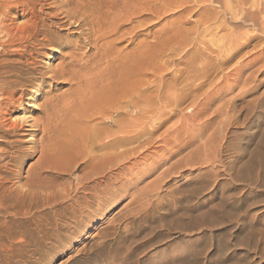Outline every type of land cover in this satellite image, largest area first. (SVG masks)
I'll use <instances>...</instances> for the list:
<instances>
[{
  "label": "rangeland",
  "instance_id": "374dc122",
  "mask_svg": "<svg viewBox=\"0 0 264 264\" xmlns=\"http://www.w3.org/2000/svg\"><path fill=\"white\" fill-rule=\"evenodd\" d=\"M124 1L127 6L131 5L127 9L146 4L147 9H151L146 11V17L151 19L146 18L147 27L136 29L132 26L143 25L142 21L136 23L138 19H145L141 17V10L135 9L139 11L135 16L133 9L126 12L132 11L134 17L130 16V24L126 22L122 26L123 35H117L121 33L119 30L115 36H121L116 40L115 48L127 53L123 55L127 58L123 71L131 65L133 69L129 70L137 78L143 74L139 71L144 70L148 90L157 89V92L149 91L150 98V92H154L156 97L160 93L157 99L160 102L156 97L149 100L152 102L154 99V104H151L155 109L149 103L150 108L155 111L158 108L157 112L163 110L166 114L163 111L160 115L151 114L152 122L146 124L152 132L147 151L137 159L120 162L114 170L118 179L113 190L110 193L103 191L105 184H102L98 189L103 193L97 197L98 201L89 197L95 204L90 211L78 212L77 217L71 212L72 208L79 209L85 204L82 194L88 190L81 189L82 198L78 201L73 195H70L72 201L60 200L63 201L61 205L59 200L46 201L47 188L62 187L71 174L62 171L53 157H48V152L41 158L39 150L46 146L47 149L51 144H68L78 130L85 132L88 128L91 131V123L79 124L78 116H86V120L95 124L93 128L107 126L109 123L98 118L103 117L100 116V108L103 107L98 106L100 108L97 109V104L91 105V101H86L84 106L81 103V107L77 105L79 108L62 112L72 101L68 97H71L73 87L67 81L54 77L51 69L62 65L67 49L57 52L43 47L22 57L18 55L19 51L8 47L3 50L0 45V60L17 67L12 76L5 74L6 79L12 82L3 88V94L0 92V122H7L5 118L11 117L25 119L19 123V128L12 131H7V126L0 123V264H264V53L261 50L264 49V38L260 35L250 40V36L256 33L251 25L237 29L232 41L226 39L225 43V38H222L224 45L221 40L216 41L215 37L218 39L219 36L205 34V38L204 34L200 35V39L203 36L206 42L209 40L208 48H222L229 54L227 62L206 83L194 81L202 83L200 87L194 89L197 84L193 82V85L189 84L190 88L187 84L183 86L189 90H182L179 72L186 65L180 63L184 59V51L175 47L174 42L180 38L175 31H183V28L187 31L186 27L190 28L187 32L193 31L191 26L199 18L193 7L182 11V7L174 5H179L181 0L173 1L174 4L168 0L172 8L167 0H119L118 5H123ZM198 3L191 0L187 6H194L197 10V4L215 5L207 1ZM48 5L45 6L46 13L49 12ZM154 5L156 10L158 6V11H162L160 18V11L155 14L153 10ZM124 6L115 9L125 10ZM184 21L185 25L181 26ZM46 22L53 24L49 37L58 42L69 41L65 35H58L59 31L68 32L73 40L80 35V32H73L74 27L61 25L57 18H49ZM127 29L132 33H128L129 36ZM220 33L222 37L227 31ZM213 39L219 44L214 45ZM147 43L150 49H147ZM80 44V53L89 55L93 50V43L82 41ZM133 48L138 49L133 51ZM233 51L237 54L233 55ZM134 52L139 53L134 55ZM140 52L143 54L141 58L138 56ZM132 57H137V64L141 62L151 70L143 64L145 67L138 64L141 66L139 71L137 67L134 69ZM157 65L161 67L159 70ZM137 71L138 75H134ZM223 77H228L229 81L225 82ZM234 78L239 81H233ZM133 80L132 77L128 80L129 84L132 83L131 89L138 88L139 91L138 79ZM159 81L162 82L158 84ZM171 81L176 83L173 85ZM218 82H222L220 86ZM133 85L138 87L134 89ZM166 85L171 86L170 89ZM171 88L174 90L170 91ZM11 89H17L14 99L4 98L8 97ZM187 91L188 96L185 94L183 98V92ZM166 92L172 95L168 96ZM164 95L166 102L161 100H165ZM172 97L179 101L176 104L168 101L167 98ZM95 110L99 116L95 115ZM52 111L58 116L56 127L49 134L53 138L49 141L43 124L47 115L53 116L47 114ZM132 114L137 115V112L133 110ZM140 144L136 142L131 146ZM82 173L77 172L72 177Z\"/></svg>",
  "mask_w": 264,
  "mask_h": 264
},
{
  "label": "bare ground",
  "instance_id": "6f19581e",
  "mask_svg": "<svg viewBox=\"0 0 264 264\" xmlns=\"http://www.w3.org/2000/svg\"><path fill=\"white\" fill-rule=\"evenodd\" d=\"M169 1H172V4H174L173 1L175 0H169ZM195 1H197V3L207 1V2L214 3L215 5L213 6L209 4L210 6H205L206 4H204L200 6L198 5L199 4L198 3L197 6H199V8L196 7L197 10H195L194 6H191V5L187 6L191 2V0H183V1L181 0L179 5H177V3L174 4L178 8L182 7L181 8L182 11H187L191 7H193L192 9H194L193 11H195L194 14H196L199 17L198 19L196 18L195 22L193 21L194 23L192 22L193 23L192 24L193 27L191 26V30L193 28L192 32L191 31L187 32L188 30H190V28L188 29L186 27L187 31H185L184 28L182 31L180 30L181 29L180 28L179 32L175 31L178 33V34L175 33V36L176 34L180 35V38L179 36H178L179 38L178 40H176L177 37H175V39L172 38V41L176 40V42H174L176 44L175 47L178 48L179 51L180 50L184 51L182 52L184 54L183 55L184 59L180 63L183 62L184 65H186L185 66L186 68L182 70L181 72H179L180 73L179 77L181 78L180 81L183 84L181 88L180 87L181 82H179L180 83L179 87L182 90L183 88L185 89L187 88L186 86L183 87L184 85L187 84L189 87V84L193 85L192 83L196 80L197 81L203 80L202 82L207 81L208 78L213 73L217 72L224 65V63L227 62V57L229 54H226V52H224L222 48L213 49L211 45H210L211 47L208 48L209 46L207 47V42H209V40L206 42L203 36H205V38H206V35L207 36L210 35L214 37L219 36L218 39L217 37H215L216 41L218 40V42H220L219 40H221L223 42V39L225 38V43H227V41H232L234 39V37L237 34V29H241L245 25H251L254 27L253 30L254 31L256 30V33L250 36V40H254L260 35L264 38V0H250V2H248V0H195ZM124 2L126 3V1ZM119 3H120L119 0H0V29H1L0 33L1 32L3 33L2 37L0 35V45L4 47L3 50L6 49V47L12 48L13 50L19 51L18 55L23 57L30 53H33V50H37L43 47H48L50 49L56 50L57 52H61V49L63 48L67 49L68 51H67V54L64 56V62L62 63V65L59 66L58 68H55V67L52 69L50 68L51 71L54 73L52 74L54 77L61 78L67 81L73 87L70 93L71 97H68V99L72 98L71 99L72 101L70 100L71 102L68 103V106H66V108H64V111L62 110V112L65 113L67 111L66 113H68V110H72V108L74 109V107L77 108L78 107L77 105L82 103V106H84L83 105L84 102L91 101L90 102L91 105L92 103L94 105L97 104V106L95 105L97 109H99L100 107H103V108H100L102 110V111L100 110L101 112L100 116H103V117H98L102 119L101 122H103L104 120L105 122L109 123L107 124V126H104V125L100 127L95 126L93 128L95 124L93 125L92 121L86 120L85 119L86 116L84 117L81 115L82 116L81 117V116H78V114H76L78 117H80L77 120V116H75L76 120L79 121V124L85 125L89 122L91 123L92 125L91 131H89L88 128L86 129L84 127L89 132H86V130H84L85 132H82L81 130H78V132L76 131L77 133L74 132L75 134L70 139L68 144H65L62 146H54L53 144H51L49 148L46 149L47 147L46 146L39 150L41 153L40 154L41 158L45 157L44 155L48 152V157L49 156L53 157V160L56 161L59 164V166H61L60 169L62 171L69 172L71 174L69 177V180L64 182L62 187H59L58 189H54V188H51L50 186L47 188V191L49 192H47L48 194L46 195L47 196L46 201L57 202L59 200V204L61 205L63 201H60V200L62 199L71 200L72 199L70 195H73V197L76 198L75 200L78 201L80 198H82V196L80 195L81 189L88 190V192H86L85 194H82L85 196V204L79 207V209L72 208L73 211L71 212H73L76 217H77L78 212L83 213L84 211L91 210L95 202L91 200L90 198L92 197L93 199H97V197H99V194L102 191L100 192L98 188L101 187L102 184H105V187H103L102 189L103 191L105 190L107 193H110L113 190L114 183L118 179V176L114 170H115V167L120 162H123V161L129 162L133 158L137 159V157H140L142 154H144L147 151L146 145H148L149 143V140H150L149 136L151 135L152 132L146 128L147 126L146 124L152 122L151 114L158 113V115H160L161 111H163L160 109L161 110V111L159 110L160 113L157 112L158 108L156 105H158L157 102H160V101H157V99H159L158 97H160V93L158 91L159 93L158 97L154 96L155 94L153 95L155 91L157 92V89H155V91L151 89L154 92H150L153 95L152 96L150 94L151 98L156 97L157 102L155 106L157 108V111H155L154 110L155 108L153 107L154 106L153 100L155 98L152 100V102H150L151 98L149 96V91L151 90H148V86L146 85L148 79L145 77L144 70H143L144 72L139 71L140 70L139 66L140 65L143 66L145 64L142 63L143 64L142 65L141 62H139L138 64L140 65L138 66L137 62H135V59L137 57L134 58L135 57L134 55L139 52H134V55H133L134 57H132L134 58L133 60L134 62L132 64L135 63L134 69H136L137 67L139 73L140 74L143 73L142 76H140L138 75V71L137 73L135 72L134 75H138L140 79L138 77L135 78L136 76L133 77L132 75L133 73L131 71L133 68L131 65L129 66L127 65L128 68L125 71H123L124 67H126L125 61L127 59L123 55L126 52H122L123 53L122 54L118 49H116L117 47L115 46V44H116V40L121 39L120 37L123 35L122 29H121L122 26H125L124 24L131 19L130 16L131 17L133 16L132 11H131L132 14L129 11V14L131 15H129L126 12H128V10L133 9V8L127 9V7L131 6L130 4H128L127 6V3L126 4L121 3L123 5H118ZM48 4L50 5V7H46V8L49 9V12L46 13L45 6ZM167 4L170 5V2ZM124 5H126L125 10L124 8H121L120 11L115 9L117 8V6L118 8H120L121 6L123 7ZM140 5H141V2H140ZM156 5H154L155 7L153 9L155 10L156 13L150 12L151 14L152 13L157 14L160 11V10L158 11V8L161 6L160 3H159V7L157 6V10L155 9ZM247 5H250V6L247 7ZM138 6L137 8L141 10L140 12L141 17H144L145 19L139 20L138 18H136L138 19L136 23H138L139 21L143 22V25L139 23V24H136L137 26L135 24H134L135 26H132V27H135L136 29H139L140 26L141 27L144 26L143 28L147 27L148 22L146 21L149 18L146 17L147 16L146 11L148 12V10L149 11L151 10V9H147L146 4L143 5L144 8H141L143 6H140V8ZM171 6L172 5H170V7ZM166 7H167L166 9H168L169 6H166ZM149 8H150V5H149ZM114 9H115V13H114ZM135 9H133V11ZM111 11H113L112 13L114 14V15L112 14V17H110ZM177 11L179 12L180 10H177ZM191 11L192 10H190V12ZM136 12L134 13V16L135 14L139 15L138 14L139 11H136ZM161 12L162 11H160L159 18L161 16ZM155 14H153V16L158 17V15H155ZM45 15H47L49 18H57V20L59 19L61 25H66L68 27H74L73 32L74 33L80 32L79 33L80 35L76 39L73 40L70 38L71 35L68 32L62 33L61 31H59L58 35L60 36L65 35L69 39V41L64 42V43L60 41L59 42L56 41L55 39L49 37V34L52 31L51 28L53 27V24H50V23L47 24L46 21L49 18H47V16ZM148 16L150 17L151 15H148ZM127 24H130V23L128 22ZM85 25L86 26L88 25V26L84 28ZM184 25H185V21L183 22V24H181V26H184ZM133 29L134 28H131L129 30L132 31ZM119 30L121 31V33L117 34ZM129 30L127 32V35L128 33L129 35L132 34V33L130 34ZM258 30H260V33L258 32ZM221 31H227V33H225L224 35H222V37H220L221 35H219V33ZM191 33L193 34V36H191L192 35ZM116 34L118 36L121 34L122 35L120 37L118 36L115 37ZM202 34L204 35L202 36V39H200L199 37ZM40 36H43V37L40 38ZM112 37H115V38L108 41L107 38L110 39ZM104 39H106L107 41H105ZM143 39L142 41L145 40ZM82 41L87 42L89 44L93 43L92 44L93 47H91L93 50L89 53V55L86 52L80 53L81 52L80 50L82 47L80 42ZM142 41H139V42L141 43ZM168 41L170 42V39ZM213 41L211 40L210 42H213ZM144 43L143 45L145 47ZM213 43L214 45L219 44V43H216L215 41ZM225 43L223 42V45ZM146 45L148 46V43ZM149 45L152 46V44L150 43ZM201 45L203 46V49H201L202 47ZM219 46H222V44H220ZM148 47L147 49L151 48V47L149 48ZM136 49L138 48H133V51ZM261 50L264 53V49H261ZM130 51L131 53L133 52L132 50ZM141 52H140V55L138 54L140 58L141 56L143 57V54L141 55ZM146 53H148V51H146ZM236 54L237 53L234 52L233 55H236ZM87 55L88 57H86ZM155 55L156 54H154V56ZM150 57L151 56H149V60H150ZM142 59L141 61L144 62V58ZM61 62L62 61H60V63ZM152 63L155 65V62H152ZM164 64L167 65V62L164 61ZM145 66L146 68L148 67V70L150 69L148 65H145ZM159 67L160 65L158 66V70H159ZM16 68L17 67L13 66V63L0 60V77H3V79L0 78L2 79L0 80L1 94H3V91H2L3 88L8 86L12 82V80L6 79L7 75L5 74H10L12 76L13 74H15ZM129 68H131V70H129ZM146 68H143V69H146ZM237 68L236 70H238ZM131 77H132V80L138 79L137 82L140 83L138 84V86L140 85L139 91H138V88L136 90L131 89L132 86L130 87V85H132V83L131 84L128 83V80ZM223 78L225 82L229 81L228 77L227 78L223 77ZM224 81H223V84H224ZM233 81L238 82L239 79L234 78ZM160 82L162 81H159L158 84ZM133 83L134 85L137 84L136 82H134V80H133ZM171 83L174 85L176 81L175 83L171 81ZM198 84L195 87L193 86L194 89L202 85V83H200L199 85ZM217 84L218 86H220L219 82ZM134 85H133V88H134ZM162 85H164V83ZM138 86H135V88ZM166 86L165 88L168 87ZM175 86L177 87V85ZM170 87L168 88L170 89ZM172 88L170 91L174 90ZM189 88L186 90H189ZM16 90L11 89L10 92L8 91L10 93L9 95H7L8 97H4V98L14 99L15 97L14 94ZM163 91H162V94H163ZM35 92L38 94V91H35ZM169 94L170 93L168 92L167 95L169 96ZM185 94H187L186 96H188L189 94L188 91L183 92V95H184L183 98H185ZM170 95H172V93ZM181 97H182V94H181ZM163 98L165 100L163 99L161 100L166 102L165 95L163 96ZM167 99H169L168 101L174 102V104H176L177 101H179V99H177L176 97H172L171 99L167 98ZM149 103L150 104L153 103L151 104V106L153 105L152 106L154 108L153 110L152 108H150L151 106ZM170 105H172V103ZM79 106L81 107V105ZM98 106L100 107L98 108ZM170 107L171 106L169 107L166 106L165 108H170ZM91 108H92V112H94L93 106ZM162 108L164 109V107ZM96 110H95V115L99 116L98 115L99 113L96 112ZM133 110H134V113L135 111L137 112V115L132 114ZM75 111L73 110V112ZM102 112L103 113L105 112L104 115L102 114ZM164 113L166 114V112ZM167 113L169 114L170 112H167ZM47 114H53L52 117L51 115H47V118L44 121L45 123L43 124L44 133L48 135L49 141H51L53 138L52 137L53 135L51 134L52 136L51 135L49 136V134L51 133L53 127L55 126V122L57 121L58 115L56 116L53 113V111ZM92 115L95 116L94 114ZM167 117L170 118L169 116ZM11 118L12 119L5 118L7 122H3L4 123L3 126L6 125L8 128L7 131L8 130L12 131L14 129L19 128L18 127L19 123L25 121L24 117H20V118L11 117ZM93 118L95 119V117ZM93 118L92 120H94ZM164 118H163V121H164ZM79 124L77 123V126ZM102 124L104 123H101V125ZM136 142L137 143L141 142L142 145L141 144L140 146L136 145L137 147L131 146V144L136 143ZM43 167L47 168L45 166ZM74 172L75 173L83 172V173L82 175L76 174L75 177H72V175L75 174ZM74 180H75V183H74ZM3 205L4 204H2V206ZM103 245L104 244L102 243V247ZM90 258L92 260V257Z\"/></svg>",
  "mask_w": 264,
  "mask_h": 264
}]
</instances>
